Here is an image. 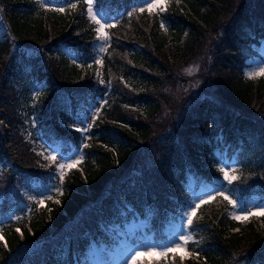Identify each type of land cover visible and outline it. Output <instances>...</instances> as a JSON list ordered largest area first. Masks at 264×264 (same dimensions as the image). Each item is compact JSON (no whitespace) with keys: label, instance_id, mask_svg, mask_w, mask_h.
Segmentation results:
<instances>
[{"label":"trees","instance_id":"obj_1","mask_svg":"<svg viewBox=\"0 0 264 264\" xmlns=\"http://www.w3.org/2000/svg\"><path fill=\"white\" fill-rule=\"evenodd\" d=\"M138 1L97 0L115 18L97 64L86 0H0V264L81 263L116 225L149 214L153 241L167 242L189 181L222 179L219 151L240 162L235 194L264 195V75L245 76L261 57L264 0H169L163 12L129 17ZM100 99L87 134L74 130ZM32 116L48 146L84 156L64 175L63 195L30 201L15 220L30 186L57 172L31 139ZM231 208L215 193L193 217L183 260L142 264H264V217L234 220Z\"/></svg>","mask_w":264,"mask_h":264},{"label":"rangeland","instance_id":"obj_2","mask_svg":"<svg viewBox=\"0 0 264 264\" xmlns=\"http://www.w3.org/2000/svg\"><path fill=\"white\" fill-rule=\"evenodd\" d=\"M168 1L169 0H166V3L162 5V7H164V10L167 7ZM148 3H151V0H148ZM1 8H2V2L0 5V9ZM134 8L135 9L145 8V11L146 10L149 11L146 7L144 0H140L136 2V6H134L131 9V11ZM93 11L99 13L100 17H103L102 22L114 24L115 18L111 17V19H108L105 16H103L101 9L98 7L97 0H93ZM149 12L157 13V12H163V11H161L160 8L157 7ZM88 16H89V13H88ZM97 27L98 25L96 24V28ZM3 29H7L6 23L3 24ZM108 29L109 28H107L106 31L109 36ZM208 35H209V38H212L213 36L211 33H208ZM110 41L111 39H109L108 41H101L98 38L96 39L95 41V51H96L95 61L97 59L101 60L105 51L101 52L100 48L101 46H103L106 49V47L110 44ZM62 50L67 52L72 57V58L70 57L71 59L76 60L75 56L69 50H67L64 46ZM258 52L259 54H261V57H256L254 59H249L247 61L246 63L247 66L245 68V76H246V73L248 72H259L261 69H264V42L261 45V47L258 48ZM100 64H102V61ZM198 69H202V67H200V63L197 62L192 66V69L189 70V73L196 72ZM259 76L261 75H257L254 78H257ZM99 80H101V77ZM36 85L38 86V88H43L41 84L36 83ZM43 86L46 87V85H43ZM198 93H199V96L201 97L204 95L202 91H200L199 89H196L193 93V96H196ZM193 96H192V99H193ZM192 99H189V101L187 102V107L190 106L191 103H194L192 102L193 101ZM102 102H104V100L100 101L99 106L102 105ZM99 108L100 107L98 106L97 107L94 106L93 113L91 114L92 118L95 117L96 119V117L98 116L97 109ZM90 119L91 118H89L88 116L82 119V123H84V127L82 129L87 128V123L89 122ZM89 123H91V121ZM31 125H32V129H31L32 138L31 139L33 140L34 144L36 143V145L38 146V149L40 151L43 150L41 152L42 153L44 152V155H46V157H48L49 155L56 156L55 161H52L50 159H47V160H49V163H52V164L54 162H57L56 163L57 172L55 171L56 176L53 180L51 181L47 180L48 181L47 185L42 184V183H37V184H32L30 186L29 191L26 192L29 195L28 196L29 198L27 200L28 202L23 203L19 208L16 209V211L12 213L13 219L15 220L18 217H23L31 212L33 208L32 207L33 204L32 203L30 204V201L34 200L38 202L43 199L44 204H45V201L48 200L46 199L47 196L49 195L53 196L57 194L51 189L53 188V186H56V187L60 186V181H59V176H58V165L60 163L66 164L69 162V158L76 159L80 155L84 156V152L80 148L78 150L74 149L71 152H67L66 154H64L62 147L58 143H56V145H53V146H48L46 141H44L41 138L40 132L35 129L36 128V118L31 119ZM218 156L220 157V162H219L221 164L220 166L229 168L230 174L235 175V172H232L231 169H235L236 171L240 162L237 163L235 158L227 159L225 157L226 156L225 151L224 152L219 151ZM68 171L69 169H65V174ZM195 185L196 183L192 179L187 184L188 192H189L188 202L184 204L178 217L176 219H173L171 222H168V226L164 231L167 242L164 245H160L161 247L159 246V244L156 245L154 241H152V238L154 237V233L152 232V230H150L151 224H150L149 218L151 217V215L149 214L147 218L136 216L135 218H132L128 222L124 223V225L122 226L116 225V228L112 229V233L110 234L112 238L111 243H104V244L99 243V242L93 243V246H91L90 249L87 251L86 253L87 256L85 257V259H83L81 263L75 262L74 264H127V261L130 255L133 253L135 249H138V248L146 249L148 246H152V245H156L162 249L165 245L171 246L173 241H175L178 235L180 234L191 235L192 240H193V232L190 229V227L186 226L187 225L186 214L191 210V207H194L196 203H199L200 199H206L208 194H212L215 196V193L217 191L224 192L227 196L230 197V199L237 201L238 204L240 205V208H247L249 210H255L256 206L264 205V195L262 196L253 195L249 199H245L242 197L240 198L237 194H235L231 185H229L226 181L223 180V176H222V179H215L214 184L210 182L208 183V185H205L204 187L199 186L198 188ZM233 211H236L237 214H240L239 209H234L232 205V208L230 210V216H232L231 213ZM187 245H186V250L182 249L176 253L178 255L180 254V255L187 256L189 254L187 250ZM147 258L152 259L155 257H143L142 261Z\"/></svg>","mask_w":264,"mask_h":264},{"label":"snow or ice","instance_id":"obj_3","mask_svg":"<svg viewBox=\"0 0 264 264\" xmlns=\"http://www.w3.org/2000/svg\"><path fill=\"white\" fill-rule=\"evenodd\" d=\"M48 2H51V0H48ZM144 2H145L146 7L149 11H151L157 7H159L161 11H164V7H162V5L166 3V0H151V3H148V0H144ZM86 3L88 5L87 11L89 13L91 20L94 21L98 25V27L95 29V31L97 33V38L101 41H108L110 39V37L108 36L106 29L114 27V24L102 22L103 17H100L99 13L93 11V0H86ZM47 6H48V3H45L44 7H47ZM71 6L76 7L75 4H72ZM57 10L61 11V12L64 11V9H62V8L57 9ZM136 11H139L142 13L145 11V8H139V9L134 8L132 10V12L128 13L129 17H131L132 13L136 12ZM161 27H163V24L161 25ZM100 51L104 52L105 48L103 46H101ZM95 62L97 64H100L101 60L97 59ZM257 75H264V69H261L259 72H248V73H246V76L249 79L254 78ZM101 83H103L102 80H101ZM98 114H99V109H97V115ZM93 119H95V117H93ZM91 127H92V125L88 124L87 128L78 129V131H81L82 133H86ZM85 147H87V145H85ZM46 158L50 159L52 161L56 160L55 155H49ZM82 159H83V155H80L76 159L69 158V162L66 164L60 163L58 165V176H59L60 186L59 187L53 186V188L51 189L52 191H54L55 193H57L59 195H63V181H64L65 169H71V168L75 167L76 165H78L82 161ZM219 171L223 174V180L226 181L229 185H231L233 183V181H236L239 179L238 176L230 174L229 168H227V167H221L219 169ZM231 171L235 172V169H231ZM216 195L223 196L226 200L229 201L230 204L233 205L234 209H239L240 214H237L236 211H233L231 213L232 218L234 220L247 221L253 216L264 217V205L256 206L255 210H249L247 208H240V205L238 204V202L230 199V197L227 196L224 192L217 191ZM46 199L52 200V196L49 195L46 197ZM213 199H215V196L212 194H208L206 199H200L199 203H196L194 207H191V210L186 214V221H187L186 226L187 227L192 226L193 217L196 216L197 209H199L201 207V205L206 204ZM55 202L57 204L60 203L59 200H56ZM38 203L42 205V204H44V200L42 199V200L38 201ZM17 231H19V229H17ZM0 239H3V237H0ZM191 240H192L191 235L180 234V235H178L176 240L173 241L171 246L165 245L161 249L160 247H158L156 245H152V246H148L146 249H143V248L135 249L133 251V253L130 255V257L127 261V264H142V258L143 257H167L169 253H176L182 249L186 250V245ZM6 246L7 245L5 244V247ZM196 255L198 256L199 253H197ZM180 259L183 260L184 255H181ZM149 264H152L151 260L149 261Z\"/></svg>","mask_w":264,"mask_h":264},{"label":"bare ground","instance_id":"obj_4","mask_svg":"<svg viewBox=\"0 0 264 264\" xmlns=\"http://www.w3.org/2000/svg\"><path fill=\"white\" fill-rule=\"evenodd\" d=\"M126 222H128V221L124 220V222L121 224V226L124 225V223H126Z\"/></svg>","mask_w":264,"mask_h":264}]
</instances>
